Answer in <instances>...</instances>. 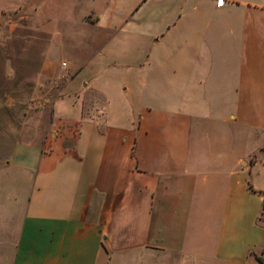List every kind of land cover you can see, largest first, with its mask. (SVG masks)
Here are the masks:
<instances>
[{
  "label": "crops",
  "instance_id": "obj_1",
  "mask_svg": "<svg viewBox=\"0 0 264 264\" xmlns=\"http://www.w3.org/2000/svg\"><path fill=\"white\" fill-rule=\"evenodd\" d=\"M65 1L127 85L54 100L41 150L6 136L0 264H264V0Z\"/></svg>",
  "mask_w": 264,
  "mask_h": 264
},
{
  "label": "rangeland",
  "instance_id": "obj_2",
  "mask_svg": "<svg viewBox=\"0 0 264 264\" xmlns=\"http://www.w3.org/2000/svg\"><path fill=\"white\" fill-rule=\"evenodd\" d=\"M75 5L65 0H0V146L7 135L39 150L55 141L51 105L58 98H62L61 120L73 119L80 105L84 116L90 117L101 108L102 100L79 95L81 84L96 86L104 80L109 87L122 83L119 88L125 89L127 83L119 69L102 72L105 57L92 48L81 50L82 37L71 24ZM88 59L89 66L68 82ZM114 107L111 102L104 105L105 110ZM10 151L7 148L4 153ZM257 225L264 232V212Z\"/></svg>",
  "mask_w": 264,
  "mask_h": 264
},
{
  "label": "built area",
  "instance_id": "obj_3",
  "mask_svg": "<svg viewBox=\"0 0 264 264\" xmlns=\"http://www.w3.org/2000/svg\"><path fill=\"white\" fill-rule=\"evenodd\" d=\"M227 0H214V5L217 8H221L226 4Z\"/></svg>",
  "mask_w": 264,
  "mask_h": 264
},
{
  "label": "trees",
  "instance_id": "obj_4",
  "mask_svg": "<svg viewBox=\"0 0 264 264\" xmlns=\"http://www.w3.org/2000/svg\"><path fill=\"white\" fill-rule=\"evenodd\" d=\"M249 190H250V188H249ZM258 195H260L262 197V200H263V203H262V206H261V212H260V215H261L264 212V192H258ZM262 250H264V245H263ZM258 263L260 264L261 261H258Z\"/></svg>",
  "mask_w": 264,
  "mask_h": 264
}]
</instances>
